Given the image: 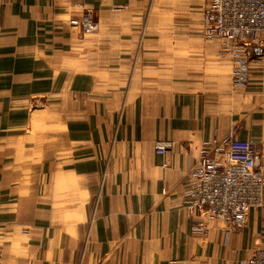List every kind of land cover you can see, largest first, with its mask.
<instances>
[{
    "label": "crops",
    "instance_id": "1",
    "mask_svg": "<svg viewBox=\"0 0 264 264\" xmlns=\"http://www.w3.org/2000/svg\"><path fill=\"white\" fill-rule=\"evenodd\" d=\"M206 2L0 0V264H243L264 245V203L229 232L183 208L205 142L264 151V47L237 85L223 45L144 24L163 6L202 32Z\"/></svg>",
    "mask_w": 264,
    "mask_h": 264
},
{
    "label": "built area",
    "instance_id": "2",
    "mask_svg": "<svg viewBox=\"0 0 264 264\" xmlns=\"http://www.w3.org/2000/svg\"><path fill=\"white\" fill-rule=\"evenodd\" d=\"M86 33L94 29L91 10L70 20ZM203 32L207 40L220 39L233 57V81L248 82L258 67L251 64V47H264V0H207L203 11ZM258 70V69H257ZM256 70V71H257ZM169 142H160L164 152ZM264 203V151L251 140L230 133L204 143L198 164L190 168L183 185V208L196 217L198 232L207 229L203 217L222 221L229 232L243 231L250 210ZM243 264H264V245L258 246Z\"/></svg>",
    "mask_w": 264,
    "mask_h": 264
},
{
    "label": "rangeland",
    "instance_id": "3",
    "mask_svg": "<svg viewBox=\"0 0 264 264\" xmlns=\"http://www.w3.org/2000/svg\"><path fill=\"white\" fill-rule=\"evenodd\" d=\"M163 8L166 7L157 6L156 8H152L151 11L153 14L152 18L150 16L151 19L149 20V22L144 23L147 24L148 33H181L182 44H188L187 42L185 43L186 38L184 37L183 33H203V37L205 38L203 28H202V32H199L197 26H195V28L194 26H189L183 17H178L176 15L166 13L165 11L162 12ZM149 12L150 10L148 11V13ZM212 42H213L212 45H217L218 43L219 45L224 46V43L220 39H213ZM232 72H233V68L232 71H230V73L232 74Z\"/></svg>",
    "mask_w": 264,
    "mask_h": 264
}]
</instances>
